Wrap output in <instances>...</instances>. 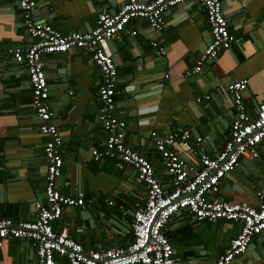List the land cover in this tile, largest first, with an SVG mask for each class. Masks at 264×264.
Wrapping results in <instances>:
<instances>
[{
    "label": "crops",
    "instance_id": "1",
    "mask_svg": "<svg viewBox=\"0 0 264 264\" xmlns=\"http://www.w3.org/2000/svg\"><path fill=\"white\" fill-rule=\"evenodd\" d=\"M36 1L37 18L63 33L90 32L101 10L117 12L126 2ZM221 1L229 29L239 41L205 64L201 74L187 76V71L211 41V31L206 10L191 0L168 12L162 32L136 19L120 38L102 44L117 67L114 112L127 123L125 141L153 162L168 190L172 187L152 132L163 136L175 127H185L193 139L203 138L202 151L215 156L229 139L235 116L226 84L248 80L244 97L253 117L264 104V0ZM133 29L137 35H131ZM152 41L164 47V55L155 53ZM30 43L17 1L0 0V217L16 222L33 220L45 202L44 146L49 138L40 133L26 67L16 63L9 52ZM43 60L49 83L47 102L63 139L64 164L57 186L63 195L82 192L86 200L85 206L65 210L54 228H68L70 237L85 249L125 247L132 241L133 212L144 204L146 185L133 167L120 165L117 159L95 161L92 157V150L102 148L109 136L98 118L102 73L82 49L45 55ZM176 149L193 162L183 147ZM257 153L240 159L222 182L219 199L258 205L256 193L264 191L263 145ZM240 230V223L197 222L182 210L163 232L176 252V264H214ZM36 259L32 240L9 239L0 250V264H35ZM57 263L69 264L64 257H57ZM232 264H264V234L253 238Z\"/></svg>",
    "mask_w": 264,
    "mask_h": 264
},
{
    "label": "built area",
    "instance_id": "2",
    "mask_svg": "<svg viewBox=\"0 0 264 264\" xmlns=\"http://www.w3.org/2000/svg\"><path fill=\"white\" fill-rule=\"evenodd\" d=\"M25 31L31 38L27 48H10L9 52L28 73L32 92V106L40 123V133L48 136L44 146L47 161L45 202L36 211L33 220L13 221L0 217V250L9 239L32 240L36 248L35 264H58L57 257L69 264H176V252L163 230L171 218L187 210L197 222L219 220L241 224V230L214 264H232L245 253L256 236L264 234V191H258V205L247 202H228L217 197L225 178L238 167L240 159L258 155V146H264V104H260L253 117L247 109L244 94L248 80L226 84L233 97L235 116L230 137L224 148L215 156L201 150L202 137L193 139L185 127H175L159 136L152 132L155 149L161 157L171 190L157 176L153 162L127 145V123L115 114L118 72L111 55L102 47L103 42L120 38L131 22L145 20L150 30L162 32L168 12L189 0H126L117 12L101 10L96 26L90 32L63 33L52 24L37 18L36 0H16ZM206 10L211 31V41L196 59L187 76L198 75L205 64L212 63L218 55L230 49L239 38L230 31L221 0H191ZM137 35V30H130ZM151 47L159 56L165 49L156 41ZM82 49L91 55L92 62L102 73L98 89L99 121L109 136L102 148L92 150L95 161L103 158L117 159L135 169L138 180L146 185L144 204L133 212L130 226L132 241L125 247L85 249L69 235L68 228L56 231L54 224L65 210L85 206V194L63 195L57 186L64 164L61 146L63 139L54 122L55 112L49 107V83L43 56ZM209 100L210 96H205ZM198 102L202 98L197 99ZM188 153L189 161L181 156L176 146ZM109 205L113 202L109 201Z\"/></svg>",
    "mask_w": 264,
    "mask_h": 264
}]
</instances>
